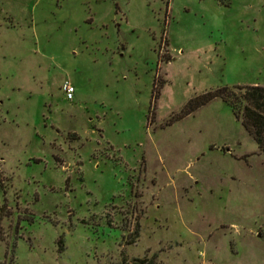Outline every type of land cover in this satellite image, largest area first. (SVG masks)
<instances>
[{"label": "rangeland", "instance_id": "1", "mask_svg": "<svg viewBox=\"0 0 264 264\" xmlns=\"http://www.w3.org/2000/svg\"><path fill=\"white\" fill-rule=\"evenodd\" d=\"M249 85L264 0H0V264H264V154L183 116Z\"/></svg>", "mask_w": 264, "mask_h": 264}, {"label": "trees", "instance_id": "2", "mask_svg": "<svg viewBox=\"0 0 264 264\" xmlns=\"http://www.w3.org/2000/svg\"><path fill=\"white\" fill-rule=\"evenodd\" d=\"M159 95V88L156 87L155 98L157 99ZM217 98L225 101L231 106L237 117L242 118L244 127L264 154V85L237 88L221 87L207 91L188 102L183 111V116L193 113ZM4 208L2 207V209Z\"/></svg>", "mask_w": 264, "mask_h": 264}, {"label": "built area", "instance_id": "3", "mask_svg": "<svg viewBox=\"0 0 264 264\" xmlns=\"http://www.w3.org/2000/svg\"><path fill=\"white\" fill-rule=\"evenodd\" d=\"M65 93L68 99H72L74 97L75 88L71 84L67 83L65 85Z\"/></svg>", "mask_w": 264, "mask_h": 264}]
</instances>
